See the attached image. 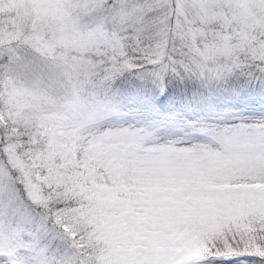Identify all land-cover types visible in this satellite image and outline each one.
<instances>
[{"label": "snow or ice", "instance_id": "obj_1", "mask_svg": "<svg viewBox=\"0 0 264 264\" xmlns=\"http://www.w3.org/2000/svg\"><path fill=\"white\" fill-rule=\"evenodd\" d=\"M0 264H264V0H0Z\"/></svg>", "mask_w": 264, "mask_h": 264}]
</instances>
